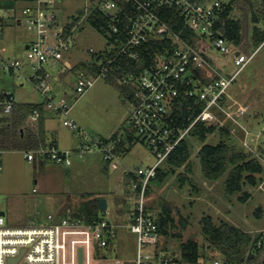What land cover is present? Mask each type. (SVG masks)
Returning a JSON list of instances; mask_svg holds the SVG:
<instances>
[{
    "label": "built area",
    "instance_id": "2783aa9c",
    "mask_svg": "<svg viewBox=\"0 0 264 264\" xmlns=\"http://www.w3.org/2000/svg\"><path fill=\"white\" fill-rule=\"evenodd\" d=\"M61 1L35 0L24 8L23 16L27 27L36 35V39L25 49L24 60L6 57L0 50V74L8 72L24 80L42 96L46 111L64 117L63 125L78 131L84 137L85 144L77 151L80 156L99 150L113 171L123 167L128 179V192L124 201L131 204L122 209V225L104 218L87 223L84 217L76 216L72 208H68L66 215L59 220L49 215L45 223L31 225L10 226L0 216V264H10L11 259H18L14 264H123L117 260H108L103 253L114 243L121 227L129 229L136 236V256L132 264H237L225 263L213 257H201L196 263H188L181 256L170 255L163 245L164 238L155 218L157 214H153L148 208V192L158 169L179 143L189 138L196 123L223 125L222 118L234 121L235 112L232 109L235 104L225 106L222 99L225 96L229 98L230 87L261 47L252 53H246L242 51V44L235 46L220 33L217 25L220 22L224 25L222 14L226 4L222 0H86L82 9L84 14L70 29L68 26L72 23V17L77 14L63 22V12L59 8ZM119 1L129 4L133 13L129 18L125 41L117 37L120 33L119 16L126 12ZM167 9L175 10L176 14L184 18L188 28L198 38L195 45L188 44L164 23L163 16ZM95 10L110 18L111 24L102 34L107 41L115 39V43L105 52L95 53L89 50L91 59L77 63L86 67L75 69L77 64L72 65L64 57L75 39V31L80 28L82 21H88ZM1 11L8 15L6 10ZM3 25L0 17V42L4 39ZM165 38L171 40L172 48L158 55L154 63L144 68L136 77H126L121 81L124 85H130L134 92L135 103L127 120V129L133 132L135 140L138 138L149 147L156 158L151 167L131 171L122 162L125 152L118 149V145L127 139L117 136L106 142L83 130L71 117L72 106L68 95L56 97L50 82V68L63 62L67 70L74 71L75 94L83 96L98 80H107L115 70L120 72V62L123 59L136 58L139 46ZM201 40L210 45L207 51L201 49ZM212 50L222 56L232 57L238 69L232 75L222 74L216 65L218 57L211 54ZM62 74L65 76V73H60ZM182 94L196 97L205 107L189 127L175 130L172 115L176 100ZM16 103L13 92L0 91V129ZM40 117L41 112L34 110L29 120L37 123ZM243 131V140H240L242 146L254 151L249 137L251 133L246 129ZM231 132L237 135L236 131ZM3 154L4 151L0 149V171L3 169ZM24 157L29 162L39 159L65 166L72 164L71 152L59 151L55 147L27 151L24 152ZM261 233L264 238V230ZM257 246L262 247L263 241L259 240Z\"/></svg>",
    "mask_w": 264,
    "mask_h": 264
},
{
    "label": "rangeland",
    "instance_id": "374dc122",
    "mask_svg": "<svg viewBox=\"0 0 264 264\" xmlns=\"http://www.w3.org/2000/svg\"><path fill=\"white\" fill-rule=\"evenodd\" d=\"M222 1L226 4L229 2ZM27 2L28 0L18 1L14 10L7 11L8 15H4L0 10V17L4 22V39L0 42V50L6 57L24 60L25 47L36 39L23 16ZM85 3L86 0H62L59 4L63 12L61 20L64 22L76 15L84 8ZM233 17L242 24V51L252 53L257 48L252 43L254 18L260 19L257 26L264 30V0L236 1ZM18 20H21L20 24ZM74 35L75 39L64 57L74 66L80 61L91 59L89 50L100 53L109 49L105 35L94 29L87 20L82 21ZM211 54L218 57L216 65L222 74L232 75L238 69L232 57L222 56L216 50H212ZM50 71V82L56 97L68 93L67 97L72 106L71 117L83 130L101 139L111 135L126 136L127 120L133 111L134 103L124 101L116 86L101 79L83 96H79L75 94L74 71L67 70L63 62L50 68ZM60 73H65V76L60 77ZM3 90L13 92L18 103L43 102L42 96L28 83L8 72L0 74V91ZM228 95L230 103L235 104L232 109L235 115L234 121L222 118L223 126L229 125L231 130L236 131L240 144V140H243L240 131L248 130L251 133L249 137L254 152H258L259 146L264 149V46L243 69L230 87ZM51 113L55 116L49 115L46 120L49 139L56 140L59 151L71 152L72 164L65 166L51 161L42 162L39 159L29 162L25 159L23 151L4 152L3 169L0 171V213H4L6 224L22 226L45 223L48 216H53L58 208L69 206L76 211L94 198L107 199L108 209L106 212L100 211L101 218L115 224H124L122 209L130 207L131 204L124 201L128 192V179L124 168L113 171L99 150H92L80 156L77 151L85 144L84 137L78 131L65 127L64 117ZM136 139L127 145V152L122 158L124 167L131 171L151 167L156 162L153 151ZM218 141L217 133L204 142L195 141L191 160L194 172L190 175L195 187H180L178 174L184 173V168L170 174L162 182L157 179L150 182L152 191L148 195V208L153 214H158L162 204L167 203L176 221V228L170 229V235L163 239V245L174 257L180 256L181 244L192 239L199 243L208 258H221L208 247L209 243L202 232L201 219L204 216H211L216 225L226 221L251 231V234L264 230V174L258 187H246L245 190L251 193V198L246 203L239 200L240 194L228 196L224 193L222 184L225 177L210 182L202 176L196 154L203 145L216 144ZM258 156L264 165V152H258ZM181 219L188 221L186 229H182ZM179 234L181 237H178ZM262 241L264 242V238ZM136 248V236L129 229L121 227L114 247L103 253L108 260L132 264ZM259 260H264V250Z\"/></svg>",
    "mask_w": 264,
    "mask_h": 264
},
{
    "label": "trees",
    "instance_id": "16d2710c",
    "mask_svg": "<svg viewBox=\"0 0 264 264\" xmlns=\"http://www.w3.org/2000/svg\"><path fill=\"white\" fill-rule=\"evenodd\" d=\"M20 0H3L0 1V10H14ZM35 0H28L27 5H31ZM238 0H229L224 5L225 10L222 14V21L217 25L220 33L235 46L242 43V24L240 20L233 17L234 4ZM251 1V0H244ZM119 5L126 10L119 16L120 33L117 37L121 41L127 39L126 31L129 25V18L132 16V7L121 1ZM84 14L83 10L78 11L77 16L72 17V23L68 28L80 20ZM164 23L172 30L173 33L179 35L188 44L195 45L198 41L196 34L192 32L185 23L184 18L176 14L175 10L167 9L163 16ZM260 19L254 18V29L252 35V43L257 46L256 49L264 46V30L258 25ZM94 29L100 31L109 28L111 20L108 16L102 14L99 10L91 13L87 21ZM115 43V39L108 40L107 45L110 47ZM201 49L207 51L210 45L205 40H201ZM172 48L170 39L165 38L161 41H150L136 49V58L123 59L120 63L122 69L120 72L115 70L107 81L116 86L124 101L135 103L134 92L130 85L121 83L123 78L136 77L144 68L152 65L158 55ZM83 66L79 63L75 69ZM200 75V73H199ZM201 78H203L201 73ZM231 102L228 97H223L222 103L226 106ZM205 104L198 101L196 97H186L182 94L176 100V106L172 118L175 122V130L185 129L191 125L196 116L202 112ZM34 110L41 112V117L37 123L29 120L30 114ZM45 108L42 103H16L12 113L5 118L4 126L0 129V149L4 152L8 151H31L41 147L52 148L56 146V141H51L48 131L45 128ZM219 135V141L216 144H205L197 152L196 157L201 169L202 176L210 181L215 182L225 177L222 188L226 195L234 196L240 194L239 200L246 203L251 198V193L246 189L247 186L256 188L260 185L264 174V165L259 159L258 152L263 153V147L259 146L258 152L250 151L239 143L238 138L232 134L229 125H208L206 122H198L194 125L190 132L189 138L183 139L168 157L163 167L158 169L157 176L154 179L160 182L164 181L170 174H174L178 169L184 168V173L178 174L180 187L186 185L195 187L193 179L192 155L195 150V141H206L213 134ZM242 137L244 132L240 131ZM117 136V135H116ZM126 141L118 145L119 151L127 152V145L135 141V137L131 130L126 131ZM103 138L108 142L113 140ZM240 144V145H239ZM149 187V194L151 193ZM100 198H94L82 205L80 209L74 210L75 215L84 217L87 223H94L101 217L99 215ZM118 203V202H117ZM171 207L167 203L162 204L161 212L156 215V222L159 225L160 233L163 238L168 237L169 231L176 228V221L173 217ZM66 215V210L62 217ZM188 221L180 220L182 229H186ZM202 232L208 241V247L212 252H217L225 263L237 264H264V260L260 261V254L264 250V242L262 247H258L259 240H263L262 233L251 234L247 231L226 221H222L220 225H216L211 216H204L201 219ZM178 237H181L179 234ZM114 247V243L110 248ZM180 256L183 261L188 263H196L198 259L208 258L205 256L202 248L197 241L192 239L183 242L180 247ZM213 258H217L211 256Z\"/></svg>",
    "mask_w": 264,
    "mask_h": 264
},
{
    "label": "crops",
    "instance_id": "0c3cea01",
    "mask_svg": "<svg viewBox=\"0 0 264 264\" xmlns=\"http://www.w3.org/2000/svg\"><path fill=\"white\" fill-rule=\"evenodd\" d=\"M18 24H20V23H18ZM64 77V76H63ZM65 95H68V93H65L63 96H65ZM22 103V102H21ZM23 103H29V102H23ZM55 116L54 114H52L51 112H49V111H46L45 110V118H46V120H47V118H48V116ZM45 128H46V121H45ZM46 130L48 131V129L46 128ZM115 136V135H114ZM111 137H113V135H111L109 138H111ZM125 137V136H124ZM109 138H107V139H109ZM126 138V137H125ZM52 141H56L55 139L54 140H52ZM56 146H57V142H56ZM57 148H58V146H57ZM36 161V160H35ZM34 161V162H35ZM119 190H121V188L119 189ZM68 208H71V207H69V206H66L65 208H58V210L55 212V214H53V216H54V218L56 219V220H59L60 218H62V215L64 214V212H65V210H67ZM124 214V213H123ZM122 214V215H123ZM2 216H4V215H2Z\"/></svg>",
    "mask_w": 264,
    "mask_h": 264
},
{
    "label": "water",
    "instance_id": "95a60500",
    "mask_svg": "<svg viewBox=\"0 0 264 264\" xmlns=\"http://www.w3.org/2000/svg\"><path fill=\"white\" fill-rule=\"evenodd\" d=\"M29 46L27 45L25 47V49H28ZM60 77H63V74L60 76ZM108 209V203H107V199L105 198H101L100 201H99V210L102 211V212H106ZM4 215L3 212L0 213V216ZM18 259H11L10 260V264H14L17 262ZM80 263H82V252H80Z\"/></svg>",
    "mask_w": 264,
    "mask_h": 264
}]
</instances>
